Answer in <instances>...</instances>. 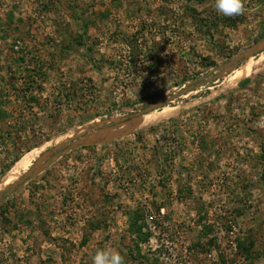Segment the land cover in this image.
Here are the masks:
<instances>
[{"label": "rangeland", "instance_id": "obj_1", "mask_svg": "<svg viewBox=\"0 0 264 264\" xmlns=\"http://www.w3.org/2000/svg\"><path fill=\"white\" fill-rule=\"evenodd\" d=\"M244 3L0 0V195L96 140L3 196L0 264L105 247L125 264H264V53L214 78L264 38V0Z\"/></svg>", "mask_w": 264, "mask_h": 264}, {"label": "water", "instance_id": "obj_2", "mask_svg": "<svg viewBox=\"0 0 264 264\" xmlns=\"http://www.w3.org/2000/svg\"><path fill=\"white\" fill-rule=\"evenodd\" d=\"M263 52H264V38H262L260 41H258L256 44H254L251 48L247 49L246 51H244L240 55H237L228 64H226L222 68L221 72L217 76H215L214 78H219V77L223 76L226 72H228L230 70H233L239 63L248 60L254 54L263 53ZM165 103L166 102L160 103V104L155 105V106H151V107L147 108L146 110H144L141 114H137V115L128 117V118L131 119V121L121 125V128H124V127L126 128V127L130 126L131 122H136L137 123L139 120H141V118H143L147 114L153 112L157 108L164 107ZM108 129H110V128H106L104 130L99 131L98 135L102 134L105 130H108ZM111 135H113V134H111ZM111 135L108 134V135H104L103 137H105V136L109 137ZM94 139L95 138H93V139L92 138H88V139H84V140H79V141L73 143L69 148L63 150L62 152H59L58 154H56V156L54 158H52L50 161L46 162L45 164H43V165L40 164L38 166L37 163H36L34 165V167L29 170L28 173H26V174L21 176V179H20L19 183L14 188H11L10 190H8L6 192L1 193L2 195H0V201L2 200L4 195H6L8 192H12L13 190H15L24 181V179L29 177V176H31L34 171H38L39 172L41 170H44L45 168L50 166L55 161L56 158H59L61 155H63L65 152L69 151L70 149H73L75 147L87 146V145H90V144H95V142H93V141H96V140H94Z\"/></svg>", "mask_w": 264, "mask_h": 264}, {"label": "clouds", "instance_id": "obj_3", "mask_svg": "<svg viewBox=\"0 0 264 264\" xmlns=\"http://www.w3.org/2000/svg\"><path fill=\"white\" fill-rule=\"evenodd\" d=\"M215 11L226 17L245 13L244 0H214ZM92 264H125L124 256L116 248H99L92 256Z\"/></svg>", "mask_w": 264, "mask_h": 264}, {"label": "bare ground", "instance_id": "obj_4", "mask_svg": "<svg viewBox=\"0 0 264 264\" xmlns=\"http://www.w3.org/2000/svg\"><path fill=\"white\" fill-rule=\"evenodd\" d=\"M85 132H86V131H85ZM80 134H81V133H80ZM73 137H74V136H73ZM69 143H70V142H69ZM41 160H42V159H41ZM41 160L37 163V165L41 164V163H40ZM20 179H21V177H20L17 181H15L12 185H10V186H8L7 188H5V189L3 190L2 193H4V192L10 190L11 188H14V187L19 183Z\"/></svg>", "mask_w": 264, "mask_h": 264}, {"label": "trees", "instance_id": "obj_5", "mask_svg": "<svg viewBox=\"0 0 264 264\" xmlns=\"http://www.w3.org/2000/svg\"><path fill=\"white\" fill-rule=\"evenodd\" d=\"M263 53H264V52H263ZM29 153H30V152H28V153L24 154V155H23L22 157H20L19 159H21V158H22V159H23V158H25V157H26V156H27ZM238 246H239V248H240V247H242L240 243H239V245H238Z\"/></svg>", "mask_w": 264, "mask_h": 264}]
</instances>
